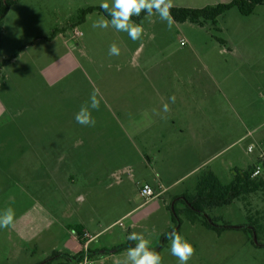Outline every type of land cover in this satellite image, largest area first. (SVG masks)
<instances>
[{
    "label": "rangeland",
    "instance_id": "374dc122",
    "mask_svg": "<svg viewBox=\"0 0 264 264\" xmlns=\"http://www.w3.org/2000/svg\"><path fill=\"white\" fill-rule=\"evenodd\" d=\"M228 1L173 0V7L200 9ZM102 2L19 0L0 22V62L5 61L0 70V212L12 207L16 213L14 224L0 229V264L29 263L17 256L18 246L29 251L36 248L35 261H42L44 254L55 248V255L61 251L72 256L83 252L81 260L66 264H82L85 256L90 264H115L114 259L102 262L103 257L111 255L105 251L125 245L133 231L143 232L151 240V248L160 249L163 264H178L170 254V242L161 247V239L173 229L195 248L188 264H264V247L250 244L247 234L228 229L216 235L199 223L192 224L185 212H180L184 203L177 198L194 191L198 173L170 185L205 156L204 152L208 153L209 148L197 142L201 139L196 143L188 135L145 139V122L135 108L116 107L114 100H101L99 111L92 112L94 127L81 126L74 118L93 89L104 87L101 93L105 97L114 85L123 82L116 65L129 71L130 53L136 52L143 68L159 65L166 76L163 84H201L217 90L211 94L214 101L210 106L170 107L163 123L182 120L186 125L200 124L207 131L225 134L216 140V150L247 133L213 163L221 182L230 183L235 171H245L258 158L264 159V128L255 131L264 123V3L247 17L236 9L229 10L218 19L217 30L210 25L200 28L174 21L169 29L157 15L133 17L139 18L135 22L145 29L141 39L133 42L112 27L94 29L93 22L102 16L96 12L76 25L81 9L100 7ZM54 30L61 31L49 40L53 43L48 55L41 49L44 43L35 45L50 38ZM74 32L80 36L74 37ZM208 33L224 42L210 41ZM181 38L185 39L183 45ZM113 42L121 49L119 56L108 54ZM70 55L76 58L82 74L72 70L49 87L45 72L67 65ZM143 55L147 60L141 62ZM134 77L135 81L140 78ZM45 133L53 135L49 146L58 152L73 145L78 153L72 155V169L67 166L57 172V182L39 169L29 151L32 143L44 140L36 136ZM73 134L77 138L72 140ZM82 159L83 166L79 163ZM143 184L158 195L147 203L139 195ZM161 189L165 190L160 195ZM174 208L179 211L178 219L172 217ZM131 210L132 214L148 217L130 229L128 219L114 224ZM42 211L50 220L37 225L50 227L55 234L42 232L37 240L27 236L28 241H23L21 231L33 230L30 216ZM256 211L264 212L262 192L207 215L222 218L219 224L238 228L250 227ZM76 226L82 229L83 245L78 241ZM77 242L81 247L74 253ZM123 252L116 258L123 259ZM55 260L51 259V264H56Z\"/></svg>",
    "mask_w": 264,
    "mask_h": 264
},
{
    "label": "crops",
    "instance_id": "0c3cea01",
    "mask_svg": "<svg viewBox=\"0 0 264 264\" xmlns=\"http://www.w3.org/2000/svg\"><path fill=\"white\" fill-rule=\"evenodd\" d=\"M89 15L87 17H89ZM87 17L85 21H87L88 19ZM205 27H208V26H205ZM200 28H204V27H200ZM208 34H209L210 41H215V42H218L219 44L224 42L214 37L213 34L211 33H208ZM44 39L45 40H42V42H39L38 44L35 43L36 44L35 47L37 45H40L41 43H44V46H41V49L45 51L46 54L49 55L51 53L50 47L53 41L51 42L47 40L46 38ZM182 41H185V39L183 38L180 39V45ZM130 57L131 59H130L129 66H132V67H130L129 71L128 70L125 71L124 69L125 67L122 65H116V67H118L119 69L118 72L122 74L121 78L123 82L114 85L112 88V93L111 94L105 93V97L101 93L102 90L103 92H105L104 87L98 88L99 93H100L99 98L103 102H107L106 100H111V101L114 100L115 103L113 105L116 107L135 108L136 113L138 114L137 116L142 118L143 121L145 122V125L143 128L145 139L168 140V139L182 138L185 135H188L189 137L194 139L195 143L197 139H201V140H197V142L198 141L200 142V145L202 148H206V149L209 148L208 153L204 152L202 154V156L203 155L205 156L200 157L198 162L193 167H191L187 173H185L182 177L178 178L177 180L173 181L170 186H173L174 184L178 183L181 179L185 178L187 175L192 174V173L196 174L204 168L211 169L218 176V172L216 169H214L213 163L218 159L220 155L223 154V152L226 149H228L230 146H232L235 143H239V141L245 138L247 133L236 138L235 141L227 144L224 148L220 150H216L215 149V146L217 143L216 140L219 139L218 137L224 136L225 134H218L217 132H214L213 130L207 131L200 124H196L197 126L196 125L193 126L191 124L186 125L182 123V120L177 123H176V120H173V121L170 120L167 124H165L163 123V118H162V117H165V115L168 113V112L163 111V105L165 103L169 104V108L170 107L171 108H174V107L176 108H182V107L201 108V107L210 106L214 101L213 98H211L212 97L211 94H214L216 89L215 88L210 89L209 86L201 85V84H195V85L163 84L166 76L164 75V71L160 69L159 65L153 68H147V67L143 68V66L140 65V62L138 63L136 52L130 53ZM70 59L71 60L69 61V58H68L69 63L65 65L64 67H59V68L57 67V69L55 70L47 69V72H45V75L47 76V81H48L47 84L49 87L56 85L57 84L56 81L61 79L66 73L72 70L77 69L82 74V69L79 66L76 58L73 55H70ZM140 60L141 62H143L144 60H147V58L143 55V56H140ZM149 61L153 63L152 59H150ZM157 62L158 61H156L154 64L157 65ZM53 66H55V64ZM138 68H140L141 70L137 71L136 69ZM134 75L140 76L138 81H135ZM173 94L176 97V101L174 104L171 103L169 100V97L172 96ZM157 112H159L160 115H157L156 114ZM200 122L205 126L203 119L200 120ZM136 133H141V132L138 131ZM36 137L38 139H44V140H38L36 143H32L31 145L32 147L29 149V151H31L30 153L34 155L36 160L38 161V165H40L39 169L42 170V172H45L49 176V179L55 180L57 182V172L66 170L67 166L70 169H72L75 166V164L72 161V155L73 154L76 155L78 153H76L75 151L76 149L74 148L72 144H71L72 146H66L65 149H60V152H58L56 148L50 147L49 144H51V141L54 138L53 135H51V133H45L43 137L41 136V134H39ZM64 138L71 139L70 137H67V136H65ZM73 138L76 139L77 137L76 136L74 137V134H73L72 140ZM204 139H206V141ZM44 141H47L48 143ZM161 144L163 143L161 142L160 145ZM82 154L84 155V153ZM80 156L82 155L80 154ZM146 158H147V161H149V158L148 157ZM83 161L85 160L82 159V161L79 162L82 164V166H83ZM70 177L71 176H69V179ZM164 190L165 189H161L158 193L161 195V193H163ZM35 202L37 201L35 200ZM132 211L133 210L119 216V219L114 224H117L120 220L128 219L129 221L128 225H130L129 227L130 229L131 227H134V225L137 222H140L144 220L146 217H148L147 215L138 214L137 212H134L132 214ZM34 214L35 215L30 216V218L33 219L31 220V223L33 222V224H31V227H33V230H31L30 233L27 231H21L22 233V235H20L21 239H25L23 240L25 242L28 241L27 236H33L31 240H34V239L37 240V236H39L42 232H49V234L52 233V235L55 234V231L51 232L50 227L47 228L44 225V227L40 228L37 225V224L39 225L45 224L47 221L49 222L50 217L47 216L46 212L42 211L41 213H34ZM18 223H21V218L18 219ZM15 227L17 228V231H18L19 229L18 226H15ZM42 228H45V229H42ZM72 240L75 241L74 236ZM80 247L81 246L78 244L74 250V253H76ZM35 249H31L29 251V249H24L18 246L17 252L19 254L17 256H21L22 259H24L26 262L30 261L29 263H25V264H51L50 260L52 256H54V254L57 253L55 252L56 249L53 248L51 249L50 252L44 254V259L42 261H38V260L35 261L33 260L36 254ZM58 253L59 254H56V255L72 256V254L68 255V254L63 253V251L58 252ZM78 253L79 252H77L76 254ZM125 253L126 251L124 250L122 254H125ZM118 255L121 256L119 253H115V254L111 253V255H107L106 257H103L102 262L106 263V262H110L111 259H114L113 263L119 264V262L122 259H117L116 257H118ZM55 262L56 264H59L62 261H58V259H56ZM63 264H66V263H63Z\"/></svg>",
    "mask_w": 264,
    "mask_h": 264
},
{
    "label": "trees",
    "instance_id": "16d2710c",
    "mask_svg": "<svg viewBox=\"0 0 264 264\" xmlns=\"http://www.w3.org/2000/svg\"><path fill=\"white\" fill-rule=\"evenodd\" d=\"M19 0H0V22L7 15L9 8L18 3ZM264 0H229L226 3H219L213 6H206L200 9L172 7L171 15L176 23L189 22L199 27L212 26L213 30H217L218 19L231 9H236L242 16H250L254 13L256 7L263 5ZM98 13L108 18L100 7H88L79 11L76 25L84 23L86 17L91 13ZM145 13H142L140 18ZM139 19V18H138ZM138 19L133 18L134 21ZM61 31V30H60ZM59 30H54L50 38L60 33ZM13 58L6 61L10 62ZM5 61L0 62V70ZM256 166H260L261 172L255 177H251ZM264 193V159H257L255 165L249 166L245 171H235L233 179L228 184H223L219 177L209 168H204L198 172L197 182L193 192L185 193L178 200L184 203V209L180 212H185L189 222L192 224L199 223L207 230L213 231L216 235L222 234L225 230L236 229L247 234V240L254 247H264V212L256 211V219H252L250 227H233L231 225L219 224L222 221L220 217L210 218L207 213L211 211L230 206L236 200H245L250 195ZM178 212L175 208L171 210L173 219H178ZM179 222V221H178ZM176 222V225L179 223ZM78 241L83 245L81 239L82 229L75 227ZM261 237V239H260ZM256 239V242L254 241ZM167 242L165 237L161 241V247ZM132 242H127L125 245L113 247L105 253H120L127 250ZM160 253V249H154ZM83 252H79L74 256L55 255L51 259H61V263L71 262L73 260H81Z\"/></svg>",
    "mask_w": 264,
    "mask_h": 264
},
{
    "label": "clouds",
    "instance_id": "9594fccd",
    "mask_svg": "<svg viewBox=\"0 0 264 264\" xmlns=\"http://www.w3.org/2000/svg\"><path fill=\"white\" fill-rule=\"evenodd\" d=\"M99 6L108 18L100 16L93 22L92 27L94 29L112 27L117 32L126 33L133 42L139 41L145 31L142 23H136L133 17H140L142 13L149 17L157 15L169 29L173 24L171 15L173 0H111V3L108 0H103ZM120 52L121 49L116 42L109 45L108 54L110 56H119ZM99 96V89H93L89 99L75 113L76 123L86 127L95 126L96 120L92 112L100 109L101 99L98 98ZM169 100L174 104L175 95L170 96ZM163 111H170L168 103L163 105ZM156 114L160 115L159 112ZM261 128H264V123L258 125L255 131L258 132ZM15 216L16 213L12 207H7L3 212H0V229L10 228L14 224ZM126 239L132 243L119 264H163V257L158 251L151 248V240L143 232L133 231ZM165 239L170 242V254L177 258L178 264H188L195 255V248L191 242L175 229L166 233ZM82 264H90L87 256L84 257Z\"/></svg>",
    "mask_w": 264,
    "mask_h": 264
},
{
    "label": "built area",
    "instance_id": "2783aa9c",
    "mask_svg": "<svg viewBox=\"0 0 264 264\" xmlns=\"http://www.w3.org/2000/svg\"><path fill=\"white\" fill-rule=\"evenodd\" d=\"M78 36H80V34L78 32H74V37H78ZM181 44L183 45L184 42L182 41ZM251 149H252L251 147H248V151H251ZM260 172H261L260 166H256L254 171L251 174V177L253 178L259 175ZM139 195L146 203L150 202L151 200L155 199L158 196L156 193H154L152 188L147 184H143L141 186L139 190Z\"/></svg>",
    "mask_w": 264,
    "mask_h": 264
},
{
    "label": "water",
    "instance_id": "95a60500",
    "mask_svg": "<svg viewBox=\"0 0 264 264\" xmlns=\"http://www.w3.org/2000/svg\"><path fill=\"white\" fill-rule=\"evenodd\" d=\"M256 242V241H255Z\"/></svg>",
    "mask_w": 264,
    "mask_h": 264
}]
</instances>
